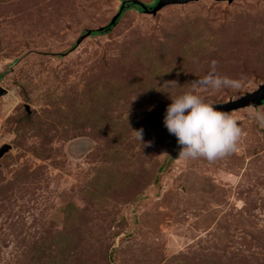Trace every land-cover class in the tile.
Listing matches in <instances>:
<instances>
[{"label": "rangeland", "instance_id": "374dc122", "mask_svg": "<svg viewBox=\"0 0 264 264\" xmlns=\"http://www.w3.org/2000/svg\"><path fill=\"white\" fill-rule=\"evenodd\" d=\"M121 2L0 0V264H264V103L225 111L242 133L213 161L179 158L163 125L169 96L219 103L264 82V0L108 25ZM212 60L239 86L197 87Z\"/></svg>", "mask_w": 264, "mask_h": 264}, {"label": "clouds", "instance_id": "9594fccd", "mask_svg": "<svg viewBox=\"0 0 264 264\" xmlns=\"http://www.w3.org/2000/svg\"><path fill=\"white\" fill-rule=\"evenodd\" d=\"M216 63L215 60L210 61L209 71L194 84L212 89L238 87L237 80L217 72ZM169 99L171 102L166 106L163 125L180 145L179 158L213 161L236 150L242 129L231 115L205 102L193 91L169 96ZM252 116L264 127V111H254ZM134 132L141 142L142 129Z\"/></svg>", "mask_w": 264, "mask_h": 264}, {"label": "water", "instance_id": "95a60500", "mask_svg": "<svg viewBox=\"0 0 264 264\" xmlns=\"http://www.w3.org/2000/svg\"><path fill=\"white\" fill-rule=\"evenodd\" d=\"M191 0H156L155 3L151 6H147L146 3H144L141 0H122L120 7L118 8V11L112 16L111 20L109 21L108 25L114 24L116 18L120 15L122 10L125 6L131 4L139 5L142 8L143 12H149L154 14L158 9H160L162 6L170 3H186ZM228 2H231L232 0H227ZM101 28V27H100ZM91 29H87L85 34H89ZM6 90L0 86V95L4 94ZM264 100V82L259 84L258 87L252 91L245 92L242 96L225 101V102H219V103H211L214 107H216L218 110L222 111H228L230 109H235L237 107L241 106H247V105H261L262 101Z\"/></svg>", "mask_w": 264, "mask_h": 264}, {"label": "trees", "instance_id": "16d2710c", "mask_svg": "<svg viewBox=\"0 0 264 264\" xmlns=\"http://www.w3.org/2000/svg\"><path fill=\"white\" fill-rule=\"evenodd\" d=\"M155 1L156 0H153L150 4L153 5L155 3ZM150 4H146V5L147 6H151ZM126 8H128V9L129 8H133V9H136L138 11L143 12L142 8L139 5H135V4H131V3L129 5H127V6H125L123 10H125ZM123 10H122V12H123ZM109 30H110V27L103 26V28L91 31V34H98V33H102V32H108ZM170 37H173L172 41H171ZM167 40H168V42H167V47L168 48H167V50L165 52L161 53L162 54L161 56H163L162 60L170 59V57L173 55L174 51H176L178 49V47L180 46V37H179V34H177L175 32V30H174V33L169 34L167 36ZM187 46H189V45H187ZM187 46L184 47L183 50H185V49L188 50ZM184 53L185 52H183V58L182 59H184V61L189 60V56L185 55ZM158 59H161V58H158ZM263 103H264V100L262 101V104ZM177 145L178 144L175 143V146H177ZM178 146H180V145H178Z\"/></svg>", "mask_w": 264, "mask_h": 264}]
</instances>
